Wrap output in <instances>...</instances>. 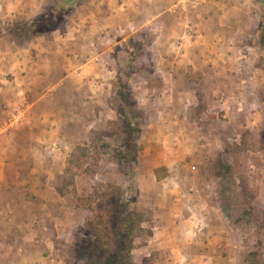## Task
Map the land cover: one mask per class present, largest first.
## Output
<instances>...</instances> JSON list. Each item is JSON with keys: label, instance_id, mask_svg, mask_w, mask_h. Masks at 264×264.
<instances>
[{"label": "rangeland", "instance_id": "rangeland-1", "mask_svg": "<svg viewBox=\"0 0 264 264\" xmlns=\"http://www.w3.org/2000/svg\"><path fill=\"white\" fill-rule=\"evenodd\" d=\"M208 1L173 29L128 25L132 0H78L102 17L85 31L55 0L28 21L0 0L2 52L88 33L110 72L61 137L34 138L0 107V264H93L84 241L124 236L119 205L137 217L132 264H264V11Z\"/></svg>", "mask_w": 264, "mask_h": 264}, {"label": "crops", "instance_id": "crops-1", "mask_svg": "<svg viewBox=\"0 0 264 264\" xmlns=\"http://www.w3.org/2000/svg\"><path fill=\"white\" fill-rule=\"evenodd\" d=\"M45 2L47 0H12V4L9 6L12 8V18L23 16L28 21L33 17H39ZM179 2L180 0H132L131 3H128L126 12V20L129 21L127 23L128 25L141 24L145 26L152 23L149 21L150 19H155L154 21L158 20L156 21L157 24L161 25V19H166L168 16L169 26L174 29L179 25L177 18H183L184 20L180 22L191 25L192 20L189 17V11H205L209 6L208 0H200L196 6L184 2L182 4L185 13H182L183 10ZM225 2H229V0ZM255 2L257 1L233 0L225 4L223 8L246 11L252 6L258 8ZM258 2H261V9L264 11V0H258ZM93 4L96 6L94 9H96L98 5L94 2ZM52 6L58 12L64 8L67 9L65 18L81 24V29L85 31L101 26L100 18L102 19V17L96 14V18L90 12L87 13V10L91 9L90 5L85 2L55 0ZM145 10L147 13L143 17ZM137 14L143 20L138 21ZM198 17L202 18L200 25L206 24L203 21L205 18L203 13L202 17L200 15ZM105 19L110 18L105 15ZM145 19L147 22L144 21ZM110 23L111 21H109ZM105 24L107 23L102 24L98 33H101V30H108L110 25L108 27ZM103 27L104 29H102ZM176 31L175 28L174 32ZM91 39L95 40V36L88 33L63 34L55 32L32 36L29 40H25L24 47L16 48L17 46L12 44L5 52H2L0 48V92H3L2 96L7 97L5 100L0 96L3 98L0 99V107L2 106L3 110L8 109L7 113L4 112L5 114H12L23 124L28 123V131L33 129L37 133H34V138L61 137L60 128L65 127L66 123L73 120L74 115L77 114L75 107L81 106V97L86 91L88 101H85L84 104H91L90 89L95 90L98 84L95 81L96 74L100 76L102 72L106 75L110 73L109 69L106 68V63L104 65L101 64L102 62L98 63V59L102 58V55H98V52L91 54L87 45V42L92 41ZM81 76L86 77V79ZM2 80L3 83H1ZM0 111L2 112L1 109ZM1 165L3 164L1 163ZM3 166L10 168V164ZM2 174L0 173V175ZM0 212L3 211L0 210ZM174 237L170 232L161 241L166 243L167 240L170 241V238L173 239Z\"/></svg>", "mask_w": 264, "mask_h": 264}, {"label": "trees", "instance_id": "trees-1", "mask_svg": "<svg viewBox=\"0 0 264 264\" xmlns=\"http://www.w3.org/2000/svg\"><path fill=\"white\" fill-rule=\"evenodd\" d=\"M122 212H127V216L123 217ZM117 217H119L118 220L121 222L123 230L120 234L124 236L118 238L115 235L110 236L108 233L99 241L92 236L85 239L82 248L84 251H89L92 258L96 256L93 264H132V243L136 235L134 229L138 224L137 217L135 213L128 212V206L125 205L118 206L115 212V218L117 219Z\"/></svg>", "mask_w": 264, "mask_h": 264}]
</instances>
